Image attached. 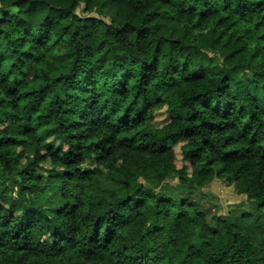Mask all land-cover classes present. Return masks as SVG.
Listing matches in <instances>:
<instances>
[{
  "label": "trees",
  "instance_id": "16d2710c",
  "mask_svg": "<svg viewBox=\"0 0 264 264\" xmlns=\"http://www.w3.org/2000/svg\"><path fill=\"white\" fill-rule=\"evenodd\" d=\"M0 264H264V0H0Z\"/></svg>",
  "mask_w": 264,
  "mask_h": 264
},
{
  "label": "rangeland",
  "instance_id": "374dc122",
  "mask_svg": "<svg viewBox=\"0 0 264 264\" xmlns=\"http://www.w3.org/2000/svg\"><path fill=\"white\" fill-rule=\"evenodd\" d=\"M169 120L170 116L168 115L166 108H164L155 114L154 124L157 127H162ZM183 144L184 142L181 141L172 146L178 168L185 165L189 167V163L185 162L182 157L181 145ZM45 167L47 169L49 168V165L47 164ZM104 177L105 176L103 175L101 178L102 185L105 186L107 184H111V181L109 179L104 180ZM140 180L142 183L144 182L142 179ZM176 181L177 180L173 183ZM199 195L203 198L201 202L203 205H206V209L210 210L212 206L215 207L212 210V214L217 213L218 215H223L228 212H235L238 207L242 206L243 208H246L249 206V201L244 195L238 194L234 185H227L224 181L217 179L203 187L199 191Z\"/></svg>",
  "mask_w": 264,
  "mask_h": 264
}]
</instances>
